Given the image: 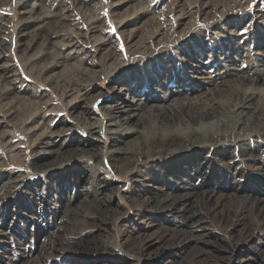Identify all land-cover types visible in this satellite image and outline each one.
Returning a JSON list of instances; mask_svg holds the SVG:
<instances>
[{
    "label": "rangeland",
    "instance_id": "1",
    "mask_svg": "<svg viewBox=\"0 0 264 264\" xmlns=\"http://www.w3.org/2000/svg\"><path fill=\"white\" fill-rule=\"evenodd\" d=\"M195 1L197 0H0V81L3 73L15 69L25 81L21 85L20 80H15L11 85L16 90L19 89L29 94L35 91L36 96L43 94L53 97L51 104L57 111L45 112L46 122H52L50 133L55 131L57 134L60 133L59 138L68 140V143L72 144L65 146L63 151L70 152L68 148L76 151L75 154L78 153L75 156H79L64 166L49 169L45 173L35 172L37 176L34 175L31 165L36 163V155L43 150L47 135H43L37 128L31 129L33 120H29L30 114L20 117L22 108L18 109V105L15 104L8 105V103L11 104L9 98L8 103L7 101L0 103V113L6 112L5 116H0V141H8L12 138V143L16 145L15 153H20L19 157L22 162H14L3 153L0 156V197L6 193V188L13 184L14 180L20 187L19 192L11 194L10 200L5 201L6 195H9L6 193L5 198L0 201V230L6 231L14 228L13 236L10 238L12 245L7 247V244L0 248V258L6 253L8 256H13L15 253V257L19 258L23 254V248L18 247L16 241L24 237L26 249L34 254V258L30 259L34 261V264H183L188 262L196 252L202 250L206 253L207 260L213 264H264V233L259 234L255 230L246 231L235 220L228 221L226 226H218L216 217H209L204 224L207 228L202 232L200 240L197 243L192 242V246L181 245L180 237L172 238L167 232L168 227L173 229L175 219L161 217L152 208L143 206L142 197L145 193H156L166 188L167 182L157 179L153 182L151 176H159V167L173 159L152 160L153 162H150L148 167L145 166L144 169L141 168L135 173L127 170L119 171L112 165L110 158L113 152L111 150L115 144L121 142L122 147L133 148L139 139L138 135L133 133L117 141L114 140L115 136L108 134V117L105 107H113L118 103L117 99L113 100V95L110 94L112 92L108 88L111 73L106 76L97 74L87 94L89 98L100 92H109L108 97L100 98L94 104L93 101L89 104V109L92 111L90 118L88 116L84 118L80 114L86 103L83 98L65 97V106L58 107L60 99L57 89H60L72 77L68 73L70 70L73 71L69 68L71 62L76 59L81 60L83 68L93 70L108 65L110 59L118 55L123 57V62H126V59L130 57L129 45L138 41L140 37L154 39L160 36L163 24L172 28L169 36L179 40L170 46L171 48L165 47L168 55L175 56L177 49L183 48L189 53L180 55V57L192 60V65L195 63L200 66L201 64L197 61L200 58L209 69L222 70L224 65L232 63L236 56L241 57L246 50H251L253 60L248 62L246 69L249 71L262 70L264 57L258 52L264 51V0H208L210 2L205 12H211L210 16L200 14L196 17L197 19H187L181 25V14ZM224 1L229 3L227 5L230 9L225 5L222 6L224 8L221 7ZM236 2L242 3L243 7L235 9L233 5ZM261 15H263L262 18L259 17ZM42 17L47 21L44 25L41 22ZM73 29L83 36L82 45L84 52H89L88 56H84L83 52L66 48L61 50V54L63 56L70 54V56L65 63H62L63 57L54 59L44 53L47 39H62L66 35L73 34ZM98 33L106 38L107 43L100 41L102 36ZM182 38L189 40L184 44H179ZM109 45L114 46L112 51L115 52L105 60V57L103 59L106 53L105 47ZM23 57L37 62L36 66L43 70L46 81L35 80L28 75L21 63ZM149 58L151 57H146L145 60ZM175 59L178 60L176 56ZM182 62V60L178 62V70L187 74L191 70L190 66L185 67ZM157 64L158 62L153 66ZM235 65H238V62ZM131 70H125L124 73L128 74ZM211 74L213 78L216 77V73ZM227 77L228 81L234 79ZM119 79V83L116 84L117 88L125 85L122 77ZM174 81L167 85L170 89H178V83ZM9 86L10 84L5 85V87ZM0 87V95L5 94V87L1 85ZM188 87L187 92L190 98L202 94L204 90L191 93L192 87L190 85ZM193 87L197 90L199 86L193 85ZM255 88L264 90V85L259 82ZM147 92L148 89H145L144 95H147ZM209 93L214 94L216 90ZM170 99H172L171 95L164 104L165 107H170ZM153 103L157 106L162 105L161 100L152 99L151 104ZM9 109L10 112H8ZM92 119L99 120L100 125L104 126L101 134L83 129ZM23 122L28 130L25 134L18 132ZM146 122L147 119L132 118L130 124L139 128L141 125H146ZM168 139L167 136L163 137L161 143ZM150 140L154 139L150 138ZM253 141H255L254 137L249 138V145L255 147L257 142L254 144ZM76 142L83 153L81 150H73ZM231 148L236 158L230 162L232 163L230 173L244 169L245 176H250L253 164L246 161V168L240 155V149L237 148L235 152V149ZM256 148L260 152L261 161H259L261 165H264V143ZM196 151L201 152L200 148ZM16 164L22 166L19 168ZM218 172L224 173V168H220ZM55 177H59V181L51 184L50 179ZM235 177L239 179L241 187L238 191L241 194L250 192L252 187L256 190L257 196L264 198L263 183H261L263 188L258 184L250 183L249 185L246 179H242L241 173ZM43 180L46 181V185L39 184ZM53 185L54 189L51 188ZM66 186L68 189L62 192ZM44 187L45 189L40 192ZM34 194L43 198L40 199L39 205L32 200ZM101 196L105 198L102 200H105L109 206V214L100 212L94 219L96 221L104 219L108 225L96 228L85 226L80 243L76 248H69L68 253L61 255L58 259L45 260L46 254L41 253L42 245L46 241L45 233L42 232L43 224L35 221L36 219L32 221L29 218L30 215H34L38 208L47 213L54 210L61 212L64 207L62 204L69 198L72 199V209L80 211L86 206L84 205L86 202ZM139 201L142 202V206H138ZM10 214H16L15 221L12 220ZM72 214V212L69 213V215ZM14 223L16 226L13 225ZM73 228V232L80 231L79 228ZM60 233L64 234L65 229L62 228ZM250 235H254L255 238L253 236L252 239H248ZM133 251H137V254H133ZM27 258V255L22 258L23 263L27 264V261H30L26 260Z\"/></svg>",
    "mask_w": 264,
    "mask_h": 264
},
{
    "label": "bare ground",
    "instance_id": "2",
    "mask_svg": "<svg viewBox=\"0 0 264 264\" xmlns=\"http://www.w3.org/2000/svg\"><path fill=\"white\" fill-rule=\"evenodd\" d=\"M202 1H195L186 11H183L181 25L184 24L185 20H191L200 14L210 16L211 12H205V8L207 9V4L210 1ZM138 2L140 3V1ZM227 4L229 5L224 1L221 7L224 5L228 7ZM233 7L239 9L243 5L236 2ZM228 8L230 9V7ZM259 17L262 18L263 15ZM41 22H43L42 25L47 23L43 17ZM163 25H161L160 31L162 33L160 36L154 39L140 37L138 41L129 45L130 51L128 53L130 57L126 59V62H123V57L118 55L112 57L108 65L96 70L83 68L81 60L78 59L71 62L69 68L73 71L70 70L68 73L72 77L60 89H57L60 99V106L58 105V107L65 106V97L83 98L86 103H84L85 105L82 107L80 114L84 118L87 116L90 118L92 111L89 109V104L92 101L94 104L100 98L108 97L109 92H100L89 98L87 94L96 80L97 74L106 76L111 73L108 88L112 92L110 94L113 95V100L117 99L118 103L113 107H105L108 117V134L115 136L114 140L121 141L122 138L136 133L139 140L133 148L122 147L123 143L121 142L115 144L113 150H111L113 153L110 161L119 171L127 170L135 173L139 172L141 168L144 169L145 166L148 167L150 162H153L152 160L173 159L159 167V176H151L153 182L156 179L167 182L165 184L166 188L160 189L156 193L147 192L142 197L144 207L152 208L161 217L175 219L172 225L174 226L173 229L167 228V232L172 238L180 237L182 239L181 245L192 246V242L197 243L202 237V232L207 228L204 224H206L209 217H216L218 226H226L228 221L235 220L246 231L255 230L259 234L264 233V198L257 196L256 190L252 187L250 192L241 194L238 191L241 187L239 179L235 177L241 173L242 179H246L249 185L250 183L258 184L262 187L261 183L264 184V165H261L260 152L256 148L264 143V90L255 88L259 82L264 85V67L262 70L256 69L255 71L246 69L248 62L253 60L251 50H246L241 57L236 56L233 62L224 65L222 70L209 69L200 58L197 61L201 65L197 66L193 63V66L192 60H185L186 58L180 57V55L189 53L188 50L183 48L177 49V55H175L178 58L177 60L175 56L167 54L168 51L165 47H170L179 40L169 36L172 29L169 28L170 26ZM98 34L101 35V33ZM82 37L79 32L73 29V34L66 35L62 39H47L44 53L54 59L63 57L62 63H65L70 56V54L65 56L61 54V50L66 48L83 52L84 56H88L89 52H84ZM188 40L182 38L179 44H184ZM100 41L104 44L107 43L106 38L103 36ZM112 50H114L112 45L105 47L106 53L103 59L105 57L106 60V57H110L115 52ZM258 53L264 57V51ZM146 57L151 58L145 60ZM241 58L243 59L241 60ZM22 59L21 63L28 75H31L35 80L46 81L44 78L45 73L36 66L37 62L35 63L30 58L25 59L23 57ZM180 59L184 62L185 67L190 66L191 70L187 74L178 70ZM135 62L138 63L135 64ZM156 62L158 64L153 66ZM237 62L238 65H235ZM128 69L132 70L128 74L124 73ZM18 72L14 69L2 74L0 85L5 87V85L10 84V86L5 87V94L1 93L0 103L7 101L9 98L11 104L8 103V100V105L15 104L18 105V109L22 108L20 117L30 114L29 120H33L31 129L37 128L43 135H47V140L43 143V150L36 155V163L31 165L34 169V175H36L35 172L45 173L49 169L66 165L70 160L79 156H75L78 153L75 154L76 151H71L68 148L67 150H70V152L66 151V154L63 151L65 146L72 144L68 143V140L59 138L61 134H57V131L50 133L52 122H46L45 112L57 111L55 106L51 104L54 98L43 94L36 96L35 91L29 94L27 92L23 93L19 89L16 90L11 85L15 80H20L21 85L25 82ZM211 73H216V77L213 78ZM227 76L234 79L228 81ZM120 77H122L125 85L117 88L116 84L119 83ZM174 80L178 83V89H170L167 86L175 82ZM232 83L234 85H231ZM188 85L192 87L191 93H197L199 90L204 89L203 93L190 98L189 92H187ZM193 85H198V89L194 90ZM145 89H148L147 95L143 93ZM213 90H216L217 96H215L216 93H209ZM170 95L172 98L169 100L171 102L170 107H165L164 104ZM152 99L161 100L162 105L151 104ZM18 109L16 110L18 111ZM8 112H10V109ZM131 112L132 114H129ZM5 115L6 112L0 113V116ZM132 118L147 119L146 125H141L139 128L133 127L130 124ZM21 125L22 127L18 132L25 134L28 130L25 128L24 122ZM101 126L99 120L92 119L87 122L83 129L101 134V130L104 129V126ZM61 133H64V131H61ZM166 136L169 137L168 141L161 143L162 138ZM253 137L255 138L253 143L257 142L255 147L249 145V138ZM150 138L154 140L151 141ZM77 144L78 142H76V147L73 150H81L83 153V150ZM231 147L235 149V152L237 148L240 149V155L245 162V166L246 161L253 164V166L251 165L252 174L250 176H245L246 171L244 169L230 173L232 170V163L230 164V162L236 158L234 151H231ZM15 148L16 145L12 143V138L8 141H0V156L3 153L7 157L9 156L10 160L13 159L14 162L22 163L19 157L20 153H15ZM198 148L201 152L197 153L196 149ZM16 165L19 168L22 166L21 164ZM220 168H224V173L218 172ZM58 178L50 179V183L55 184L59 181ZM39 184L46 185V181H40ZM68 186H66V189L63 188L62 192H65ZM53 187L54 185L51 186V188ZM19 189L20 187L14 180L13 184L8 185L6 188L5 192L9 195H6L5 201L11 198V194L19 192ZM44 189L45 187L40 192ZM6 193L0 197V201L5 198ZM40 199L43 198H40L39 195L34 194V197H32L33 202L38 205ZM102 199L105 198L102 196L95 198V200L86 202L84 204L86 206L82 210L75 211L72 209V199L69 198L62 204L64 205L63 209L61 205V212L54 210L47 213L38 208L34 215H30L29 218L32 221L36 219L35 221L43 224L42 232L45 233L46 241L42 245L43 251L41 253L46 254L45 260L58 259L61 255L68 253L69 248H76L80 243L85 226L96 228L97 226L106 227L108 225V222H105L104 219L99 221L94 219L100 212H109V206ZM141 203L138 206H142ZM28 208L30 209V207ZM71 212L73 214L69 215ZM10 215L12 220L15 221L16 214ZM2 225L5 226L3 223ZM13 225L16 226L15 223ZM73 227L79 228L80 231L73 232ZM62 228L65 229L64 234L60 233ZM13 233L14 228L6 231L0 230V248L7 244V247L12 245L10 238ZM253 236L250 235L248 239H252ZM16 243L18 247L23 248V254L16 258L15 253L13 256H8L6 253L4 257L0 258V264H26L22 261L25 255L28 256L26 260L34 258V254L26 249L24 237L18 238ZM129 252L131 253V250ZM132 253L137 254V251ZM27 264H34V261H27ZM183 264L213 263L207 260L206 253L202 250L196 252L188 262Z\"/></svg>",
    "mask_w": 264,
    "mask_h": 264
}]
</instances>
